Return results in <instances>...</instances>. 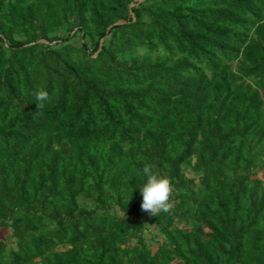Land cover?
<instances>
[{
  "label": "trees",
  "instance_id": "1",
  "mask_svg": "<svg viewBox=\"0 0 264 264\" xmlns=\"http://www.w3.org/2000/svg\"><path fill=\"white\" fill-rule=\"evenodd\" d=\"M259 171L264 0H0V264H264Z\"/></svg>",
  "mask_w": 264,
  "mask_h": 264
},
{
  "label": "clouds",
  "instance_id": "2",
  "mask_svg": "<svg viewBox=\"0 0 264 264\" xmlns=\"http://www.w3.org/2000/svg\"><path fill=\"white\" fill-rule=\"evenodd\" d=\"M34 95L39 112L46 106L51 97L44 88L37 90ZM142 171L146 177L145 183L141 186L142 210L154 216L160 213H170L174 207L172 197L175 191L171 180L166 175L155 172L151 164H145Z\"/></svg>",
  "mask_w": 264,
  "mask_h": 264
},
{
  "label": "rangeland",
  "instance_id": "3",
  "mask_svg": "<svg viewBox=\"0 0 264 264\" xmlns=\"http://www.w3.org/2000/svg\"><path fill=\"white\" fill-rule=\"evenodd\" d=\"M74 31H72L69 35L73 34ZM62 35L67 36L68 33H62ZM72 42H76V44H78L81 41V34H75L72 38H71ZM187 173L190 176H193V172L188 168L187 169ZM258 176L261 178H264V172L263 171H259ZM144 216V214H143ZM180 226H186L189 227L191 226L189 222H181ZM146 231H145V236H146V240L149 244V246L152 248L153 251H156L160 242L162 240H164V235L159 231V228L154 225H146L145 226ZM0 237L2 238H10V231L5 229V228H1L0 229Z\"/></svg>",
  "mask_w": 264,
  "mask_h": 264
}]
</instances>
